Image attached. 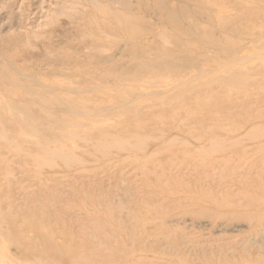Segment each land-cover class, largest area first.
Masks as SVG:
<instances>
[{
    "label": "rangeland",
    "instance_id": "374dc122",
    "mask_svg": "<svg viewBox=\"0 0 264 264\" xmlns=\"http://www.w3.org/2000/svg\"><path fill=\"white\" fill-rule=\"evenodd\" d=\"M131 1L0 0V264H264V7L224 13L219 38L245 37L200 43L198 69L152 58L149 88L129 55V79L90 89L116 67L96 40L124 26L111 11L147 44L175 29L167 0ZM236 62L245 85L220 80Z\"/></svg>",
    "mask_w": 264,
    "mask_h": 264
},
{
    "label": "bare ground",
    "instance_id": "6f19581e",
    "mask_svg": "<svg viewBox=\"0 0 264 264\" xmlns=\"http://www.w3.org/2000/svg\"><path fill=\"white\" fill-rule=\"evenodd\" d=\"M119 1V0H118ZM129 5V7L134 8V2L131 0H120ZM202 4L203 8H197L196 6ZM258 5L261 9L264 7V0H182L179 6L173 5L169 0L164 2V13L166 18V23L174 26V30L168 28L166 31V38L162 39L161 35L155 42L147 44L145 39L148 36L154 35V31H142L138 22L141 21V16L138 14H128L123 12V10L111 11V15L122 21L123 25H117L115 23H107L100 29V37L96 38L97 44L99 45V50H104V55L109 61H115L116 67L110 70L109 73H102L97 75L98 78L93 77L91 73H87L85 78V85L88 88H96L98 86H109L112 83V76L118 75L119 72L116 71L123 69L124 58L127 56H132L136 60V67L140 68L139 74H136V79H142L147 87L152 88L155 84L157 70L151 72L149 69L152 58L157 60L155 65L156 68L169 69L184 71L191 69H198V67L208 59L200 56L205 54L210 49V43L219 44L222 39H226L229 43H238L241 38H244L243 31L239 28L234 30L230 28V23L227 22L224 31H226L224 36L219 38L220 33H217L213 26L216 22H219L221 18L225 17L223 14H230L233 11L245 9V10H255ZM115 9V8H114ZM133 11V10H132ZM233 15V14H232ZM163 16V14H162ZM223 16V17H222ZM227 16V15H226ZM164 17V16H163ZM225 20V18H224ZM119 37L122 39H127L129 41L130 47L126 48L125 54L120 55V49H122V44L117 42L114 38ZM237 37H240L239 40ZM118 40V39H117ZM198 41V42H197ZM203 41V42H202ZM173 42L176 44L173 45ZM122 43V42H121ZM200 43H204V46L200 48V55L194 51ZM201 45V44H200ZM111 47V48H110ZM200 47V46H199ZM192 50L193 52L189 51ZM233 59H239L238 51H235V47L229 50ZM200 58V59H199ZM239 62L234 64H228L227 73L220 80L226 82H233L239 85H243L244 81L250 79L252 75L249 67H240ZM121 81L129 79V75H118ZM134 80V78H133ZM122 83L123 87L128 84ZM60 86H73L75 84L74 79H69L62 83H58ZM245 85V84H244ZM194 87L198 84L194 83ZM203 86V84H202ZM236 86V85H235ZM133 91L134 89L131 88ZM184 92V91H183ZM182 92V93H183ZM167 93V91H166ZM125 95V94H122ZM181 95L175 96V98H181ZM79 102H83L80 99ZM136 103L135 101H131ZM137 102H139L137 100ZM78 105L82 106L80 103L75 101ZM127 111V110H125ZM79 122V119H77ZM69 125V121L60 118V122L57 124ZM65 129H69L66 127ZM71 132V131H70ZM106 145L109 144L107 143ZM105 145V146H106Z\"/></svg>",
    "mask_w": 264,
    "mask_h": 264
}]
</instances>
